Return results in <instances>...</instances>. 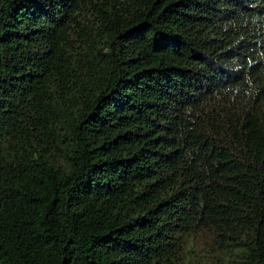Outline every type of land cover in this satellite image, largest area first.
Wrapping results in <instances>:
<instances>
[{
    "label": "trees",
    "instance_id": "obj_1",
    "mask_svg": "<svg viewBox=\"0 0 264 264\" xmlns=\"http://www.w3.org/2000/svg\"><path fill=\"white\" fill-rule=\"evenodd\" d=\"M0 264H264V0H0Z\"/></svg>",
    "mask_w": 264,
    "mask_h": 264
}]
</instances>
